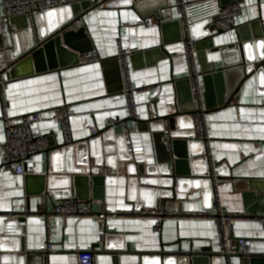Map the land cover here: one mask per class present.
Wrapping results in <instances>:
<instances>
[{"label": "crops", "instance_id": "0c3cea01", "mask_svg": "<svg viewBox=\"0 0 264 264\" xmlns=\"http://www.w3.org/2000/svg\"><path fill=\"white\" fill-rule=\"evenodd\" d=\"M102 1L104 3L82 11L78 23L70 28L71 32L83 31L87 36V40L81 41L79 51L66 53L58 69L34 74L29 73V64L18 65V55L25 54L31 42L34 47L36 37L45 34L50 27L72 18L71 10L65 7L62 14L55 12L42 17L36 22V32L24 18L0 20V73L8 69L10 77L5 90L8 113L21 116L67 104L75 113L71 118L75 142L89 137L90 124H96L102 131L111 120L120 123L130 120L125 100L120 95L122 81L116 59L120 39L128 38L129 42L122 46L135 51L129 56L134 86L142 83L157 86L156 91L137 96L141 122H127L128 152L133 147H144L145 152L134 157L131 174L122 165L117 174L107 168H100L99 175L79 174L76 170L82 168L78 165L89 149L83 146L74 149L73 157L57 155L54 149L32 157L29 165L35 164L38 173L22 176L18 186L6 174H0V264H78L77 250L93 252L95 264H184L177 261L178 256L184 254L210 256L207 264H228L219 255L217 228L206 220L168 219L156 231L153 222L115 217L106 222L101 240L95 218H53L48 235L44 215L51 214L69 198L77 199L80 208L89 207L94 215L100 214L103 208L112 213L152 208L160 201L171 211H203L213 206L211 185H203L199 179L194 183V178L183 179V198H162L173 176L185 177L190 172L188 161H196L194 174H203L207 167L209 170L206 155L207 166L201 161L199 144L191 151L181 142L172 146L171 160L166 149L153 138V132L163 130L165 123H148L152 119L150 110L158 118L174 114L168 113L169 107L175 112L177 107L187 109L190 105L191 87L185 82L189 76L188 66L185 58L176 55L182 44L181 40L173 41L175 30H168L165 36L157 21L148 26L138 24L150 17L159 20L157 11L161 15L164 9L158 8L173 0H99ZM234 1L244 6L235 28L215 36L213 49L198 53L196 63L203 73L201 81L208 107L214 171L223 180L219 188L222 205L232 214L261 216L264 215V74L252 76L238 86V90H235L239 83L236 72L230 74V80H214L211 86L209 79L204 78L208 66L220 70L224 63L231 64L238 58V52H220L237 43V29L258 21L256 32L264 34V0ZM196 3L191 10L195 18L214 14L217 6L212 0ZM199 33L196 29L195 34ZM165 37L171 41L163 44ZM92 52L102 61L78 64L81 55ZM225 89L232 90L233 99L230 104L220 106ZM2 114L0 88V144L5 141ZM190 127L189 116L176 118L175 128L180 130L176 139L183 141ZM38 128L51 138L55 147L65 144L61 127L52 121H44ZM123 130L126 132L125 125ZM45 176L52 177L51 190L46 188L48 195L41 194L44 186L41 178ZM84 176H90L94 182L88 185ZM18 217L24 218V222H18ZM229 235L232 239H251L252 255L264 257V230L258 222L241 220L229 228ZM47 243L58 245L60 251L42 252L41 246ZM160 254L166 255V263L159 259ZM245 259L234 257L231 264H244Z\"/></svg>", "mask_w": 264, "mask_h": 264}, {"label": "built area", "instance_id": "2783aa9c", "mask_svg": "<svg viewBox=\"0 0 264 264\" xmlns=\"http://www.w3.org/2000/svg\"><path fill=\"white\" fill-rule=\"evenodd\" d=\"M81 1L83 0H0V20H12L24 17L28 21L30 28L36 32V16L38 14H45L51 10H57ZM191 4V0H173L161 12L159 20L161 23L178 21L181 25L182 45L176 55L186 59L189 72L188 79L191 87V105L194 106V111L190 116L191 127L188 130V136L183 140L200 143L205 147V155L209 161V178L213 191L212 209L192 212L171 211L160 201L157 206L152 208H142L127 212L117 211L114 213L103 208L100 214L94 215L89 207L80 208L77 199L69 198L51 214L44 215L48 235H50L52 230L51 220L53 218H63L64 220L70 217L77 219L95 218L98 223L101 240H103L106 222L115 217H133L144 222H153L156 231H159L163 222L168 219L206 220L215 224L220 241L219 255L228 264H231V259L234 257L247 259L253 257L252 240L249 238L232 239L229 235V228L241 220H254L264 230V215L232 214L226 211L222 205L219 188L223 180L216 175L214 171L215 165L211 157L210 123L207 119L208 109L201 81L203 73L198 69L196 63V56L199 52L197 49L198 41L192 34L191 28L193 23L190 22L188 15ZM243 9L244 6L241 2L234 1L221 7L216 14L207 17L205 20L209 25H213L216 30L228 32L235 28L237 17L242 13ZM159 20H154V18L150 17L143 19L138 24L148 26ZM124 42H129V39H120L116 56L120 64L122 81L120 95L125 100V108L130 118L139 120L137 96L150 91H156L157 86L147 83L134 86L129 56L134 54L135 51L126 50L122 46ZM35 43H39L37 37ZM101 61L102 58L97 53L92 52L81 55L78 59V64L87 65ZM9 80V72L6 69L0 73L1 99L3 103L2 120L5 129V141L0 144V174H6L18 186L22 176L36 175L38 173L37 166L35 164L29 165V160L38 154L48 152L54 147L51 138L43 134L39 130L38 125L44 121H52L61 127L64 142L69 144L73 141L71 118L75 113L67 104H64L50 111L42 110L21 116H10L5 100V90ZM225 100H229L227 93L225 94ZM167 111L170 114L175 113L172 107H169ZM150 117L152 119L156 117V114L152 110H150ZM164 123L163 133L165 136L163 142L170 151L174 140L172 133H179L180 130L179 128H175L171 131L167 121H164ZM119 124L118 120H111L108 127L114 129ZM88 130L89 136L96 135L100 131L96 124H90ZM126 134H130L127 128L126 132L124 131V136ZM144 152V147L129 148V153L133 157L143 155ZM40 250L47 253H57L60 251V247L47 243L41 246ZM76 257L78 264H95V254L93 252L77 250Z\"/></svg>", "mask_w": 264, "mask_h": 264}, {"label": "water", "instance_id": "95a60500", "mask_svg": "<svg viewBox=\"0 0 264 264\" xmlns=\"http://www.w3.org/2000/svg\"><path fill=\"white\" fill-rule=\"evenodd\" d=\"M134 2L138 0H132ZM204 0H191L192 4L189 8L188 15L190 17V22L193 23L192 25V34L194 38L198 41L197 49L198 53L201 51L207 50V49H213V38L215 36L221 35L223 31H218L215 29L213 25H209L207 21L205 20L208 16L214 15L218 12V10L231 3L234 0H212L214 1L217 6L214 10V14H202L199 18H195L193 14L191 13L192 8L195 6L196 2H200ZM240 2V1H238ZM104 3L99 2L98 0H83L78 3L70 4L67 7L69 10H71L72 18H70L68 21H62L60 23H57L55 26L50 27V29L45 33L41 34L38 38L39 43L36 44L33 47V44L31 42V46L26 50L25 54H19L18 55V65H26L29 64L31 66L30 74H34L36 72L46 71L48 69L56 68L58 69L60 64L63 63V58L66 53L69 51H79V46L82 44V40L86 39L87 36L83 31H80L79 33L71 32L70 28L75 24L78 23V20L80 19L82 14V11H86L91 6H98L100 4ZM197 4V3H196ZM200 4V3H199ZM79 6L81 7V10H79ZM59 8L57 10H51L45 14H38L36 16V22L38 23L42 17L45 16H51L55 12H59L62 14L64 11V8ZM168 7V3L160 6L159 9H165ZM157 16L160 17V11H157ZM24 18V17H22ZM26 19V18H24ZM14 20V19H12ZM159 26L161 27L162 32L166 36V32L170 29L175 30L176 36L173 39V41H180L181 40V25L178 21L173 22H167V23H161V21H158ZM259 25V22L256 21L254 23L246 24L239 29H237V36H236V44L230 45L226 48H222L220 52L222 54H229L230 51L238 52V58L232 62L231 64L224 63L223 69L215 70L212 68V66H208L207 73L204 75L205 81L206 79H209V86H211L214 82V80H224L228 81L230 80V74L232 72H236L235 74H238L239 77V83L236 86L235 90H238V86H240L243 82L250 79L254 75H260L264 74V34L257 33L256 32V26ZM199 30L200 33L198 35L195 34V30ZM254 32V33H253ZM166 38V37H165ZM169 40L166 38L163 42V44L167 43ZM162 51L167 54L166 50L162 46ZM215 49L214 51H216ZM219 51V50H218ZM134 55V54H133ZM228 56V55H227ZM78 62V61H77ZM18 70V67L14 70L16 72ZM213 81V82H212ZM185 82L190 86L189 79L187 78ZM222 100L219 103L220 106L228 105L232 102L233 99V92L232 90H223L222 92ZM228 94L229 100H225V94ZM206 97V95H205ZM189 108L183 109L177 107L174 114L164 116V117H158L154 119L148 120V123H155V122H164L167 121L169 128L171 131L175 129V119L180 116H191L194 111V106L191 105V99L189 102ZM208 108V107H207ZM128 121H135V122H141L140 120L132 119L127 120L123 123H120L116 128L112 129L111 127H107L105 130L99 131L96 135H91L88 138L81 140L79 142L72 141L71 143H65L62 146H54L52 147L48 152H50L52 149L53 151L57 152L56 154H68L72 155L74 152V149H78L79 146H83L87 149V156L84 157V160L82 164L80 165L82 168L76 170L79 174L84 173H90L94 175H99L100 168H107L109 169L112 174H117L120 169V165L124 167V170L128 172V174H131L130 172V166L134 165V157L128 152L127 145L125 142V136H124V125L126 126L127 130L130 132V129L127 126ZM180 133H172V137L174 138L172 146H176L178 143H184L188 146V149L191 151L193 146L195 144H199L202 148V151L199 155L202 156L201 161L207 162L205 158V147L196 142H186V141H179L176 138L179 136ZM164 133L163 130H160L158 132H153V138L157 141V143H160L167 151V155L170 156V159L172 160V154L165 146L163 139H164ZM188 134L184 137L186 138ZM57 150H61L57 151ZM89 150V155H88ZM55 154V153H54ZM192 155V154H191ZM190 155V156H191ZM73 157V155H72ZM196 161L189 162L188 164L190 166V172L183 176L175 175L171 178L170 184L167 186V190L163 191L165 194L162 196L165 200H176L181 199L183 196L182 194V186L184 178L189 179H196L194 183H196L199 179V182L203 185H211L210 178H209V170L208 167L206 168V171L203 174H194L193 166ZM207 166V163H206ZM143 173L141 172V175ZM30 176H36V175H30ZM83 178L85 182L89 183L93 179L90 178V176H84ZM44 181V186L42 187L41 194L46 193V188L48 190H51L50 187L52 185V177H42L41 178ZM184 179V180H183ZM75 180L73 179V182ZM192 181V180H189ZM72 181L70 180V183ZM71 186V185H70ZM50 194L49 192L46 193V195ZM18 222H24V218H17ZM207 257V258H205ZM210 256H204L201 255H195V254H184L178 256V262H184V264H207V261L210 260ZM159 259L163 260V263H166V255L160 254ZM244 264H264V257L263 258H257L253 256L250 259H245Z\"/></svg>", "mask_w": 264, "mask_h": 264}]
</instances>
